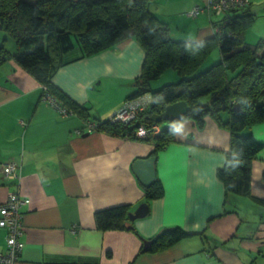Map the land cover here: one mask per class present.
Wrapping results in <instances>:
<instances>
[{
  "label": "crops",
  "instance_id": "obj_1",
  "mask_svg": "<svg viewBox=\"0 0 264 264\" xmlns=\"http://www.w3.org/2000/svg\"><path fill=\"white\" fill-rule=\"evenodd\" d=\"M206 3L156 0L155 6L182 16L200 7L203 11L197 16L185 17L189 23L180 22L185 36L181 39L199 41L212 35L213 23L228 14L208 13L202 8ZM247 3L255 21L245 39L251 44L264 41V29L250 37L255 23L264 21V0ZM165 21L175 36L172 30L179 25ZM133 43H119L107 53L127 61L132 55L123 58V53L131 47L138 50ZM116 49L121 53L115 54ZM86 60L61 66L52 81L87 107L93 121L105 120L125 106L93 103L94 80ZM133 91L130 81L125 95L129 106L147 107L150 96L133 104L126 99ZM40 93L41 86L23 68L12 61L0 65V206L14 192L29 199L20 208L24 248L15 264H264V149L252 163L251 196L226 194L217 178L225 158L213 150L228 151L229 132L225 135L209 117L203 126L184 121L176 142L161 150L154 163L163 196L149 203L145 216L130 221L133 229L100 230L95 211L126 204L134 213L144 205L147 186L140 183L132 165L147 159L153 146L139 138L89 130L77 116L65 115L55 104L40 99ZM7 162L20 166L19 180L5 176L1 166ZM173 226L204 238L191 235L163 251L140 252L159 231ZM6 236V229L0 227V253L6 250Z\"/></svg>",
  "mask_w": 264,
  "mask_h": 264
},
{
  "label": "trees",
  "instance_id": "obj_2",
  "mask_svg": "<svg viewBox=\"0 0 264 264\" xmlns=\"http://www.w3.org/2000/svg\"><path fill=\"white\" fill-rule=\"evenodd\" d=\"M155 4L156 0H0V30L15 43L11 51L6 47L7 39L1 40L0 65L12 61L27 71L41 86L39 98L53 100L65 115L77 116L84 124L94 122L98 131L151 144L148 158L154 163L161 150L176 142L184 121L203 126L209 117L230 135L217 178L226 194L251 196L252 163L264 147L252 131V126L264 122V41L251 44L245 39L255 15L248 3L230 7L220 22L213 23L212 35L199 41L183 40L170 35L169 25L159 17ZM127 40L142 46L144 59L132 83L134 91L126 99L148 93L150 102L147 107H125L121 112L135 110L127 120L118 117V112L93 121L89 109L58 88L53 76L66 63L110 50ZM214 51L218 57L206 65ZM168 69L179 80L153 91L151 82ZM179 101L186 102L188 109L178 121L150 119ZM155 125H159V132H154ZM142 126L146 133L137 135ZM143 189L146 207L164 194L156 178ZM130 215L126 204L94 212L100 230L133 229L130 221L136 218ZM191 235L204 238L179 226L166 227L150 239L148 249L141 248L140 252H160Z\"/></svg>",
  "mask_w": 264,
  "mask_h": 264
},
{
  "label": "rangeland",
  "instance_id": "obj_3",
  "mask_svg": "<svg viewBox=\"0 0 264 264\" xmlns=\"http://www.w3.org/2000/svg\"><path fill=\"white\" fill-rule=\"evenodd\" d=\"M157 13H159L160 15L159 17L163 18L164 20L166 19L172 20L173 22L177 23V25H179V27L176 28L177 30L176 29L172 30L177 33L173 37H178V38L185 37L182 34L183 29L180 28V25H182L180 22H183L184 24H186V22L187 23L190 22L185 18V17H188L187 14L186 15L184 14V16H182L180 13L170 15L171 14L170 10H166L165 8H162V7H159V9L157 10ZM188 18L190 19V17ZM263 29H264V21L263 20L257 21L255 25L252 27L250 37L255 35V31H259ZM3 38L7 39L5 41L6 47L12 51L15 48L14 41L8 38V36L6 35L4 31L0 30V42ZM133 42H135L133 44L134 45L136 44L138 50H134L133 47L127 49L122 55L123 58H129V56L132 55L131 58H129L127 61H124L123 59L122 60L113 59L112 56L109 53H107V50L106 52L103 51L99 54L91 55L87 57L88 60H86L85 62H89L88 68L91 74L90 79L92 81L94 80V84L93 86H91V88L93 89L91 91V94H92L91 96H93L91 99L92 101L94 100L93 102L94 104H97L98 102L102 101L103 104H106L109 102L116 103L119 107L123 105L125 107H128L130 105L128 104V101L125 100L126 90H128L129 88L130 81L132 84L135 79L134 77L139 73L140 67L142 66V61L144 59V49L136 41L133 40ZM118 50L119 49H116L117 52ZM120 53L121 52H118L115 54H120ZM217 57H218V51H214L209 56L205 64L207 65V63H209L210 60L212 61ZM106 62H108V65L106 64ZM131 74L132 76L130 77L129 75ZM178 80H179V77L175 74V72L172 71L171 69H168L165 72H163L158 79L153 80L151 82L150 87L154 91V90H157L163 87L166 84L176 83ZM144 96H146V101H147V98H149L150 95L147 93ZM135 102H136V99L132 100L131 103L133 104ZM127 104L128 106H126ZM98 108L105 109L104 107L103 108L98 107ZM119 110L121 111L122 108ZM128 118H131V117L129 115H126L125 113H123V115L121 116L122 120H127ZM155 122H159V121H155ZM139 129L137 131H139ZM153 130L154 132H159L160 131L159 125L153 126ZM252 130H254L256 133H259V135L263 137V145H264V122L255 124L254 126H252ZM221 131L225 135H227L228 133V131L224 128L221 129ZM219 137L222 138L223 135L219 133ZM172 144L174 143H171L168 146ZM168 146H166L164 149H166ZM193 146H196V145H193ZM201 147L200 145L197 146V148H201ZM224 151L225 150L222 147H218L213 150V152L216 153L218 156H223V158H225L226 152ZM161 152L162 151H160V153ZM165 152L168 153L169 151H165ZM168 162H170V158ZM235 196H239V195L235 194Z\"/></svg>",
  "mask_w": 264,
  "mask_h": 264
},
{
  "label": "built area",
  "instance_id": "obj_4",
  "mask_svg": "<svg viewBox=\"0 0 264 264\" xmlns=\"http://www.w3.org/2000/svg\"><path fill=\"white\" fill-rule=\"evenodd\" d=\"M247 4V0H207L206 7L213 9L216 13H225L230 7L243 6ZM200 8L196 6L189 12L188 16H196ZM49 102L55 104L53 100L47 98ZM57 106V105H56ZM135 110H127L121 112L118 117L121 118L123 113L132 117ZM87 128L96 130L97 125L94 122L88 121ZM146 129L142 126L137 135H144ZM3 173L9 179L19 180L20 168L16 163L7 162L2 166ZM29 200L22 198L18 193H10L4 205L0 206V227L6 229V250L0 253V264H14L19 258V255L24 247L23 241L20 239L23 232V215L20 212L22 205L28 204Z\"/></svg>",
  "mask_w": 264,
  "mask_h": 264
},
{
  "label": "water",
  "instance_id": "obj_5",
  "mask_svg": "<svg viewBox=\"0 0 264 264\" xmlns=\"http://www.w3.org/2000/svg\"><path fill=\"white\" fill-rule=\"evenodd\" d=\"M187 109V103L184 101H179L166 106L162 113L154 114L150 116V119L153 121H178L187 111ZM132 170L142 185L149 186L155 178L154 159L147 158L136 160L132 165ZM146 210V206L141 205L134 213H131L130 217H143L147 212ZM150 245L151 242H148V245L145 247V249H148Z\"/></svg>",
  "mask_w": 264,
  "mask_h": 264
},
{
  "label": "bare ground",
  "instance_id": "obj_6",
  "mask_svg": "<svg viewBox=\"0 0 264 264\" xmlns=\"http://www.w3.org/2000/svg\"><path fill=\"white\" fill-rule=\"evenodd\" d=\"M22 198H24V197H22ZM26 199H28V198H26ZM28 200H29V199H28ZM23 243H24V242H23ZM23 248H24V247H23ZM22 250H23V249H22ZM21 252H22V251H21ZM20 254H21V253H20ZM19 257H20V255H19ZM16 261H17V260H16ZM16 261H15V262H16ZM14 264H15V263H14Z\"/></svg>",
  "mask_w": 264,
  "mask_h": 264
},
{
  "label": "clouds",
  "instance_id": "obj_7",
  "mask_svg": "<svg viewBox=\"0 0 264 264\" xmlns=\"http://www.w3.org/2000/svg\"><path fill=\"white\" fill-rule=\"evenodd\" d=\"M237 162H238V160H237ZM233 166H235V165H233Z\"/></svg>",
  "mask_w": 264,
  "mask_h": 264
}]
</instances>
